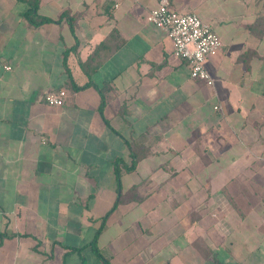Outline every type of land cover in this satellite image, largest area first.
Returning a JSON list of instances; mask_svg holds the SVG:
<instances>
[{
  "label": "crops",
  "instance_id": "0c3cea01",
  "mask_svg": "<svg viewBox=\"0 0 264 264\" xmlns=\"http://www.w3.org/2000/svg\"><path fill=\"white\" fill-rule=\"evenodd\" d=\"M168 1L211 85L158 0H0V264H264V0Z\"/></svg>",
  "mask_w": 264,
  "mask_h": 264
},
{
  "label": "built area",
  "instance_id": "2783aa9c",
  "mask_svg": "<svg viewBox=\"0 0 264 264\" xmlns=\"http://www.w3.org/2000/svg\"><path fill=\"white\" fill-rule=\"evenodd\" d=\"M147 20L166 32L174 55L186 60L191 78L204 80L207 85L213 83L205 61L218 53L221 42L207 22L195 13L177 12L169 6L168 0H158L157 5L149 10ZM0 66L10 68L1 62ZM65 94L63 89L48 91L44 100L49 105L59 106L63 104Z\"/></svg>",
  "mask_w": 264,
  "mask_h": 264
},
{
  "label": "trees",
  "instance_id": "16d2710c",
  "mask_svg": "<svg viewBox=\"0 0 264 264\" xmlns=\"http://www.w3.org/2000/svg\"><path fill=\"white\" fill-rule=\"evenodd\" d=\"M23 1H26L28 4L26 9L23 11V16L30 24L39 25L43 22L51 21L50 18L42 17V16H39L37 14L38 0H23ZM81 87H84V85H82V86L75 85L76 89H79ZM119 163H120L119 161L116 162L115 171H114L117 179H119V166H118ZM114 205H116V204H114ZM3 237H4V235L0 234V240ZM94 249H95L96 253L100 256V253H99L98 249L96 248L95 244H94ZM103 261H104V264H109V262L104 258H103Z\"/></svg>",
  "mask_w": 264,
  "mask_h": 264
}]
</instances>
